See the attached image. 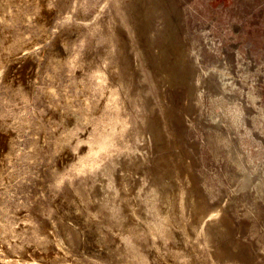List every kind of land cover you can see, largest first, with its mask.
<instances>
[{
	"label": "rangeland",
	"instance_id": "obj_1",
	"mask_svg": "<svg viewBox=\"0 0 264 264\" xmlns=\"http://www.w3.org/2000/svg\"><path fill=\"white\" fill-rule=\"evenodd\" d=\"M0 249L264 264V0H0Z\"/></svg>",
	"mask_w": 264,
	"mask_h": 264
},
{
	"label": "bare ground",
	"instance_id": "obj_2",
	"mask_svg": "<svg viewBox=\"0 0 264 264\" xmlns=\"http://www.w3.org/2000/svg\"><path fill=\"white\" fill-rule=\"evenodd\" d=\"M167 38L168 39H170V36H167ZM162 59V56H160L159 57V59ZM171 75V72L170 71H163V76H167V77H169ZM164 196H165V201H166V203L169 205V207H171V205H172V200H173V193H165L164 192ZM196 217V216H195ZM198 218V217H197ZM195 222H198L197 221V219L196 220H194ZM211 231H215V232H217V229L216 228H213ZM1 250V249H0ZM2 252V251H1Z\"/></svg>",
	"mask_w": 264,
	"mask_h": 264
}]
</instances>
